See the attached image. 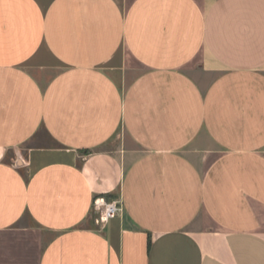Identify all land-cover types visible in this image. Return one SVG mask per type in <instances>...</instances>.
<instances>
[{
  "label": "crops",
  "instance_id": "crops-1",
  "mask_svg": "<svg viewBox=\"0 0 264 264\" xmlns=\"http://www.w3.org/2000/svg\"><path fill=\"white\" fill-rule=\"evenodd\" d=\"M0 264H264V0H0Z\"/></svg>",
  "mask_w": 264,
  "mask_h": 264
},
{
  "label": "built area",
  "instance_id": "built-area-1",
  "mask_svg": "<svg viewBox=\"0 0 264 264\" xmlns=\"http://www.w3.org/2000/svg\"><path fill=\"white\" fill-rule=\"evenodd\" d=\"M122 213V204L116 199H107L104 196L94 197L91 206L93 224L101 229L107 222Z\"/></svg>",
  "mask_w": 264,
  "mask_h": 264
}]
</instances>
